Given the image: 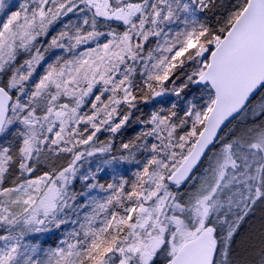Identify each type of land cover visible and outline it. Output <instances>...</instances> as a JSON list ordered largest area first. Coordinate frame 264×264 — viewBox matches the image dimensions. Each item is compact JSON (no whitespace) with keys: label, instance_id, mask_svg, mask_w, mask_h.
<instances>
[{"label":"snow or ice","instance_id":"6c2138e0","mask_svg":"<svg viewBox=\"0 0 264 264\" xmlns=\"http://www.w3.org/2000/svg\"><path fill=\"white\" fill-rule=\"evenodd\" d=\"M0 264H264V0H0Z\"/></svg>","mask_w":264,"mask_h":264},{"label":"trees","instance_id":"16d2710c","mask_svg":"<svg viewBox=\"0 0 264 264\" xmlns=\"http://www.w3.org/2000/svg\"><path fill=\"white\" fill-rule=\"evenodd\" d=\"M141 107H144L143 105ZM145 112L148 111V108H144ZM130 135H132V130L130 129L128 132L125 133V137L124 138H128ZM117 143H119V141H117Z\"/></svg>","mask_w":264,"mask_h":264},{"label":"rangeland","instance_id":"374dc122","mask_svg":"<svg viewBox=\"0 0 264 264\" xmlns=\"http://www.w3.org/2000/svg\"><path fill=\"white\" fill-rule=\"evenodd\" d=\"M51 242V241H50Z\"/></svg>","mask_w":264,"mask_h":264}]
</instances>
